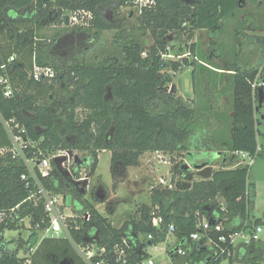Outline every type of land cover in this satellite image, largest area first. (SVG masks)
Instances as JSON below:
<instances>
[{
  "label": "trees",
  "instance_id": "trees-1",
  "mask_svg": "<svg viewBox=\"0 0 264 264\" xmlns=\"http://www.w3.org/2000/svg\"><path fill=\"white\" fill-rule=\"evenodd\" d=\"M126 1L0 0V77L8 74L14 90V97L7 99L0 88V113L5 119H16L24 125L28 137L45 153L68 150L91 157L93 175L99 154L110 151L112 176L118 182L124 179L128 168L138 166L140 157L147 151L181 154L193 168L209 166L198 171L200 181L194 179L197 172H185L178 166L177 175H181L184 181L178 182L173 191L153 188L151 204L142 205L140 217L121 228H116L110 218L79 195L77 212L89 210L91 214L89 222L84 221L79 230L72 231L80 245L90 239L95 240L98 247L110 250L123 239L132 241L135 234L155 233L151 212L157 206L165 223L174 224L179 247H186L182 244L196 232L199 220L222 221L226 229L217 236L240 231L250 220L252 198L256 193L251 190L255 186L251 170L248 167L233 168L238 162L233 152L254 155L259 145L255 105L259 101L258 92L262 90L253 93L251 84L261 69L264 80V64L261 69L253 67L247 58V63L231 70L234 72L230 75L234 82L232 137L229 143H222L218 150H213L207 144L198 143L202 134L198 131L201 128L198 124L200 119L205 121L201 118L204 114L170 92L173 82L167 72L169 67L173 74L180 72L183 66L195 69L202 60L194 58L191 63L184 60V64L171 60L165 62L162 56L170 49L169 43L174 40V35L184 36L187 45L190 44L191 54L195 55L196 31L220 30L222 22L233 16L243 1L157 0L156 6L139 18V28L133 27L129 34L119 25L108 23L101 14L103 8L114 4L119 8ZM78 10L91 11L95 19L87 29L77 27L74 30L88 32L95 39H99L104 31L122 30L115 35L114 42H124L119 44L123 59L108 57L94 64L84 53L68 61L62 58L58 61L54 57L53 44L62 37L61 33L49 43V39L38 37V31L50 26L69 29L65 25V16ZM136 30L143 33L138 37ZM149 31H153L154 36L153 43L147 47L144 37ZM257 40L261 41L259 51L264 55V39ZM250 54L254 57L253 52ZM13 55H16V61L8 65L6 71L2 70L1 67ZM34 60L39 66L56 68V78L34 81L30 76ZM195 73L196 70L192 72L194 86ZM205 117L207 128L211 122L210 117ZM212 143H216L215 140ZM9 144L0 125V148H7ZM261 147L264 151V145ZM216 163L219 168L213 169ZM24 172L22 165L11 156L0 158V212L19 206L29 196L28 189L21 182ZM55 176L51 182H45L46 187L66 192L61 176L58 173ZM91 198L95 200L93 194ZM17 213L20 219L31 218L33 233L27 242L29 251L36 246L40 232L47 228L48 219L42 207L33 208L29 204L21 205ZM82 221L78 220L79 223ZM37 223L41 225L39 230L35 229ZM20 228L26 229L18 223H0V264L26 263V258H19L20 245L12 253L6 252L2 246L5 231ZM235 254L240 262L263 264L264 245L257 242L240 247ZM206 257V253L195 251L173 261L174 264H195ZM38 259L42 260L41 263ZM233 261L231 258L230 263ZM140 262L141 258L131 253L127 264ZM31 264L85 262L69 240L47 238L37 247Z\"/></svg>",
  "mask_w": 264,
  "mask_h": 264
},
{
  "label": "rangeland",
  "instance_id": "rangeland-1",
  "mask_svg": "<svg viewBox=\"0 0 264 264\" xmlns=\"http://www.w3.org/2000/svg\"><path fill=\"white\" fill-rule=\"evenodd\" d=\"M233 16L225 19L221 24V29L218 35L211 41L212 46L218 49L215 56L219 55L214 61L215 66L218 68H231L234 70L236 67H240L244 60H238L239 52L243 49V55L247 52H253L254 57L248 63H256L258 61L257 53L261 48V41L257 38L264 39V0H243ZM128 14L123 9L120 10V20L122 17H126ZM123 28L129 34L131 29L139 28V21L136 19L123 20L121 22ZM70 26V25H69ZM86 28V27H85ZM76 32V34H74ZM119 31L109 30L104 31L99 39H90L88 33H82L80 31H72L66 29L63 26H50L38 31V37L47 38L50 41L54 40L55 35L61 33L63 40L53 49L54 57L59 59L73 60L77 56L81 55L85 51V55L88 56V60L94 64L106 60L108 57L124 58V55L120 48V43L123 41L114 42V37ZM195 33V39H198V52L195 55L190 52V44L187 45V40L182 35H174V40L169 43V48L165 62H183L184 60L192 62L193 59L205 60L210 55L209 50L205 48L206 36L198 35ZM73 33V36L71 34ZM142 31H135V35L138 37L142 34ZM207 35V33H206ZM66 36V37H65ZM153 31L147 32L144 37L145 44L150 46L153 43ZM87 40L89 45H85ZM85 46V47H84ZM85 48V50H83ZM242 48V49H241ZM65 53V55H60ZM172 56V57H168ZM199 57V58H198ZM247 63V56L245 55ZM259 68L264 63V58L261 57ZM227 64H232L231 67ZM199 66V65H198ZM183 66L182 70L177 74H173L171 67L167 69L169 76L172 78L173 85H178L180 90H176L175 95L178 98L184 97L183 102L191 107L195 108L198 112L204 114L201 118L204 120L199 121L198 131H201V139L198 140L199 144H207L209 147H213V140H219L224 143H229L231 139L232 129V104L234 101V82L230 75L218 74L217 72L205 71L198 68L195 73V86L193 85V68ZM222 70V69H221ZM165 72V70H164ZM175 83V84H174ZM177 88V87H176ZM259 101L255 105L256 119L258 121L257 128L258 142L260 146L264 145V90L258 92ZM262 94V95H261ZM182 99V98H181ZM219 110H221L219 112ZM81 114V112H80ZM210 117V125H207V117ZM199 120V119H198ZM197 120V121H198ZM201 122V123H200ZM206 122V124H205ZM219 126H222L219 128ZM203 128V129H202ZM264 149V148H263ZM157 152H160L156 154ZM216 152V151H211ZM159 154H164L166 160L169 161L168 165L161 163L157 157ZM157 156V157H156ZM112 155L110 151H104L99 154V160L97 169L92 176V183L90 191L94 188L103 186L107 190V200L105 204L99 203L91 198V195H87L85 200L91 202L101 214L110 218L113 225L116 228H121L125 223L130 222L133 219L140 217L139 209L142 205L151 204L152 189L158 188L157 183L160 178L166 180V183L173 180H180V176L177 175L178 164L185 163L186 160L181 154L165 152V151H147L140 157V165L133 166L127 169L126 175L120 182L116 181L111 172L112 167ZM219 165V163H216ZM181 167H179L180 169ZM191 173V172H190ZM192 173H196L195 171ZM251 173L254 178L255 186L251 190L255 191L256 195L252 198L253 207L249 214V219L253 226L258 224H264V151L255 159L254 165L251 168ZM198 171L195 174V181H200L198 177ZM174 178V179H172ZM182 180V179H181ZM80 188V187H78ZM163 188V187H162ZM73 211V209H70ZM70 210L68 211L70 213ZM112 211V212H111ZM74 212V211H73ZM111 212V214H110ZM113 213V214H112ZM25 227L18 230H7L4 233L3 249L6 252H14L18 245H20L19 258H25L28 253V241H30L33 231L30 230L29 220H25ZM263 231L259 234L260 241L264 245V226ZM41 237L34 247L37 249L39 243H41ZM20 240V241H19ZM19 241V243H18ZM177 245L175 242L162 243L159 245V252L156 253L152 249H148V253L151 254L156 260L157 264H171V257L168 250L175 248ZM145 247H149L145 245ZM167 251V252H166ZM236 256V254H235ZM234 256L233 264H247L245 262L238 261ZM41 263V259H38ZM224 264H227L224 262ZM264 264V262H263Z\"/></svg>",
  "mask_w": 264,
  "mask_h": 264
},
{
  "label": "built area",
  "instance_id": "built-area-1",
  "mask_svg": "<svg viewBox=\"0 0 264 264\" xmlns=\"http://www.w3.org/2000/svg\"><path fill=\"white\" fill-rule=\"evenodd\" d=\"M156 4L157 0H129L127 2V10L134 13L135 16L141 17L146 11L153 9ZM67 16H69V25L75 28H85L89 26L94 19L92 13L87 10H78ZM15 61L16 55L11 56L8 62L1 67L2 70L6 71L8 65ZM261 74L262 69L251 84L253 93L264 89V80H262ZM56 75V68L52 66H39L34 60L30 73L34 81H52L56 78ZM0 88L5 98L11 99L14 97V90L8 74L0 77ZM0 125L10 143L7 148H0V158H5L6 155H9L12 160H16L17 163L22 165L25 172L21 175V182L29 191V196L19 206L0 212V223H18L21 226H25V220H29L31 228V218L20 219L17 211L20 209L21 205L24 204H29V206L33 208L42 207L43 213L46 219H48V226L44 231L40 232L39 236H42L40 239L41 242L47 238L69 240L85 264H127L128 257L131 253L141 258L139 264H157L154 257L148 253V249H152L154 252L158 253L160 244L172 242H175L177 246L168 250L171 257V264H174V258H185L189 253L192 254V252L195 251L207 254L204 260L195 262V264H224V262L231 264V258H234L235 253L240 247L252 246L260 241L259 234L263 231V227L259 224L253 226L250 220L245 222L240 231L229 232L228 235L222 234L217 236V234L226 229L224 223L219 221L213 224L212 221L203 219L199 220L197 230L191 234L188 242L182 244L186 247H179V240L174 234V224L167 225L165 223L163 216L159 212V207L157 206L151 212V223L156 230L155 233H149L147 235L135 234L132 241L123 239L121 243H117L110 250L107 247H98L95 240L90 239H87L84 245H80L72 236V231L79 230L84 221L89 222L91 220L90 211L83 210L82 212H77V208L74 207L69 197V202H66L67 195L65 192L50 190L46 187L45 182H51V179L57 176H55V173H58V171L54 161L66 158L61 167L68 174L69 180L76 183L81 190L83 189L86 192L85 195H81L83 198L87 195H91L90 188L93 176L92 158L78 151H73L72 155H70V151L68 150L45 153L38 148L39 144L37 142H34L28 137L27 129L24 125L19 123L16 119H5L1 113ZM261 152L262 147L260 145H258L254 155L248 152H233L234 157L238 160L233 168L248 167L251 170L255 159ZM158 153L160 152L156 154ZM157 159L164 165L169 164L164 154H159ZM78 160H81V164L77 163ZM181 165V163L178 164L179 167H181ZM189 166L190 172L201 171L209 167L206 166L201 170H195L190 164ZM212 168L217 169L219 166L215 165ZM178 176L182 179L181 175ZM181 179L176 180V183H174L173 180L166 183L165 179L160 178L156 187H160L162 190L173 191L177 188L178 182L184 181ZM248 182L249 180L247 181V185ZM85 183H87L86 187L84 186ZM70 209H73L74 212ZM69 210L70 213L68 212ZM80 219L83 220L82 223L78 222ZM42 222H45L44 218ZM40 226V223H37L35 229L39 230ZM145 245L149 247H145ZM27 252L28 253L24 256L26 258L25 264H31V258L35 254L36 249L33 248Z\"/></svg>",
  "mask_w": 264,
  "mask_h": 264
},
{
  "label": "flooded vegetation",
  "instance_id": "flooded-vegetation-1",
  "mask_svg": "<svg viewBox=\"0 0 264 264\" xmlns=\"http://www.w3.org/2000/svg\"><path fill=\"white\" fill-rule=\"evenodd\" d=\"M129 0H127L126 1V3L124 4V5H122V6H120L119 8H118V6L117 5H113L112 7H108V8H103L102 9V11H101V14H102V16H103V19H105L108 23H110V24H117V25H119V27H121V29L122 30H124L125 32H126V30L123 28V24L121 23V22H123V20H126L127 18H129V19H136V20H139V18L140 17H138V16H135V14L134 13H131V12H129L128 10H127V7H128V5H127V2H128ZM125 10L126 11V13L128 14V16H126V17H122L121 18V20H120V10ZM88 11V10H87ZM88 12H91V11H88ZM92 13V12H91ZM109 14H111V20L110 21H108L106 18L107 17H109L110 15ZM92 15L94 16V14L92 13ZM94 19H95V16H94ZM94 19H93V21H94ZM92 21V22H93ZM91 22V23H92ZM91 23L89 24V26H87L86 28H84V29H87L88 27H90V25H91ZM68 26V28L70 29V30H72V31H74V29H75V27H71V26H69V25H67ZM117 30V31H122V30ZM76 31V30H75ZM83 33V32H82ZM88 33V32H87ZM86 33V34H87ZM127 33V32H126ZM74 34H76V35H78L76 32H74ZM89 35H91L90 36V39L92 40V39H94L93 38V35L92 34H90V33H88ZM71 36H73V33L71 34ZM78 36H81V35H78ZM66 37V36H65ZM63 40V35H62V37H60L53 45V48H56V46L58 45V44H60V42ZM84 41H85V39H83ZM95 40V39H94ZM93 41V40H92ZM52 41H50L49 43H51ZM83 44H85V45H89V43H88V41L86 40L85 41V43H83ZM242 49V48H241ZM168 50H170V49H168ZM243 51V49L239 52V58H238V60H240V61H242V56H243V60H244V62H243V64L241 65V66H243L244 64H245V62H246V60H245V54L243 55L242 52ZM84 53H85V51H84ZM60 55H65V53H60ZM143 56H145V54L143 55ZM163 56H165V55H163ZM162 56V58L163 59H165L164 57ZM196 70V69H195ZM177 74V73H176ZM194 85V84H193ZM167 88H164V90H166ZM183 100V99H182ZM188 163V162H187ZM63 180H61L62 182H64L66 185V187H67V191L65 192L66 193V195H67V197H69V200H71L72 202H76L77 203V198H78V196L79 195H81L80 194V191H81V188H78L79 186L78 185H76V184H72V183H69L68 181H66L65 180V178H63V177H61ZM97 188H94L93 190H92V192H90V194L92 195L94 192H95V190H96Z\"/></svg>",
  "mask_w": 264,
  "mask_h": 264
},
{
  "label": "crops",
  "instance_id": "crops-1",
  "mask_svg": "<svg viewBox=\"0 0 264 264\" xmlns=\"http://www.w3.org/2000/svg\"><path fill=\"white\" fill-rule=\"evenodd\" d=\"M243 1V0H242ZM218 31H201V32H198V35H204L206 36V39L204 40V42L206 43L205 44V48L209 50V53L210 55L208 56L207 59H205L204 61H200V65L199 66H196L195 69L196 71H198V68L202 69V72H205V71H210V72H217L218 74H226V75H230V74H233L234 72L231 71L232 69L231 68H218L215 66V63L213 60H215L219 55L215 56L218 52V49L216 47H213L212 46V43L211 41L213 40V38H215L217 35H218ZM207 33V35H206ZM259 38V37H258ZM198 39L196 38V40L194 41L197 45H198ZM198 46L196 48V51L198 52ZM215 54V55H214ZM247 58L252 61L251 59L253 58V56L250 54V51L246 54ZM261 57H264L261 50L257 53V58H258V61L256 63H251V65L253 67H259V65L261 63L260 60H261ZM199 58V57H198ZM187 68V67H185ZM193 68V71L195 70L194 67ZM222 69V70H221ZM192 71V72H193ZM230 77V76H229ZM175 84V83H174ZM176 90H180V87L178 85H176ZM182 99H185L184 97L180 96ZM221 110H219L220 112ZM233 113L231 112V117H232ZM222 126H219V128H221ZM216 143H213V147H211L213 150H218L219 149V145L224 143L222 141H219V140H216L215 141ZM139 165H140V161H139ZM99 211V210H98ZM112 212V211H111ZM110 212V214H111Z\"/></svg>",
  "mask_w": 264,
  "mask_h": 264
},
{
  "label": "water",
  "instance_id": "water-1",
  "mask_svg": "<svg viewBox=\"0 0 264 264\" xmlns=\"http://www.w3.org/2000/svg\"><path fill=\"white\" fill-rule=\"evenodd\" d=\"M109 15H110V16L106 18L108 21L111 20V14H109ZM65 25H66V26L69 25V16H66V17H65ZM171 39H172V38L169 37V40H171ZM170 92H171L172 94H175V93H176V86H175V85L172 86V89L170 90ZM72 153H73V151H70V155H72ZM65 159H66V158H61V159H57V160L54 161V164H55L56 167H57L58 174H59L61 177L65 178V180L68 181L69 183L76 184V183H73V182H71V181L69 180L68 174H67V173L63 170V168L61 167V165H62V163L65 161ZM77 163H78V164H81V160H78ZM204 167H206V166H199V167H195L194 169H195V170H201V169L204 168ZM181 168H182L183 171H185V172H188V171L190 170V166H189V164H188L187 162H186V163H183V164L181 165ZM191 178H193V176H192ZM76 185H77V184H76ZM84 186L86 187V186H87V183H85ZM80 194L83 196V195L86 194V192L82 189V190L80 191ZM93 196H94V198H95V200H96L97 202L102 203V204H105V202H106V200H107V197H108L107 190H106L103 186H100V187H98V188L95 190V192L93 193ZM66 202H67V203L69 202L67 196H66ZM77 203H78V202H77ZM77 203H76V202H73L74 207H77V206H76ZM212 223L215 224L216 222H213V221H212ZM260 225H261V226H264L263 223L260 224Z\"/></svg>",
  "mask_w": 264,
  "mask_h": 264
}]
</instances>
